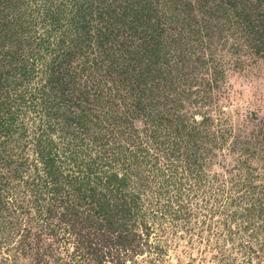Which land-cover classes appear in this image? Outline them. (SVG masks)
<instances>
[{
	"label": "trees",
	"instance_id": "1",
	"mask_svg": "<svg viewBox=\"0 0 264 264\" xmlns=\"http://www.w3.org/2000/svg\"><path fill=\"white\" fill-rule=\"evenodd\" d=\"M247 54L264 63V0H0V243L128 264L163 195L264 228V118L240 137L220 104Z\"/></svg>",
	"mask_w": 264,
	"mask_h": 264
},
{
	"label": "rangeland",
	"instance_id": "2",
	"mask_svg": "<svg viewBox=\"0 0 264 264\" xmlns=\"http://www.w3.org/2000/svg\"><path fill=\"white\" fill-rule=\"evenodd\" d=\"M241 61L242 65L230 69L222 80L220 104L227 108L236 134L244 137L252 135L264 118V63L248 54ZM144 199L145 219L158 226L142 250L127 258L128 264H264L263 221L243 213L240 203L206 194ZM14 218L20 224L33 223L27 214H15ZM6 233L0 231V239ZM61 244L57 242L48 250L49 257L45 253L47 263L0 243V264H64L71 249L67 251ZM106 251L105 264H122L115 245L110 244Z\"/></svg>",
	"mask_w": 264,
	"mask_h": 264
}]
</instances>
